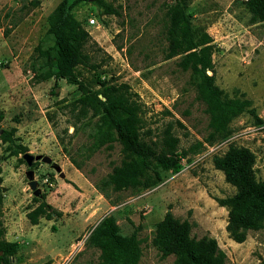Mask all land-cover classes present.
Masks as SVG:
<instances>
[{
  "label": "rangeland",
  "instance_id": "374dc122",
  "mask_svg": "<svg viewBox=\"0 0 264 264\" xmlns=\"http://www.w3.org/2000/svg\"><path fill=\"white\" fill-rule=\"evenodd\" d=\"M61 1L0 0L4 26L0 45L16 46L13 54L21 61L15 65L10 57L0 56L1 126H16L17 131L25 127L23 136L31 137L28 153L47 156L59 166L56 170L41 161L33 164L39 192L35 195L22 155H8L7 145L0 142V220L9 238L20 245L12 262L96 263L99 250L89 246L87 239L103 217L113 215L122 236L137 234L139 264H174L173 256L162 258L152 243L156 223L170 211L180 221L191 223L193 238H214L227 256L225 264H264V230L250 232L242 243L229 238L227 209L214 198L232 196L235 189L212 163L213 156L223 155L229 145L248 148L255 156L256 179L264 181V22L249 23L245 0H191L188 12L193 27L207 32L212 40L213 70L207 74H213L215 85L228 98L240 99L255 111V116L245 113L233 120L228 138L210 144L205 142L210 132L205 105L197 97L190 72L179 68V57L166 59L164 55L163 15L168 0H87L72 10L90 34L86 51L101 66L95 70L78 67L80 80L94 92L102 90L98 77L108 84H127L142 107V137L158 141L169 132L179 141L178 154L188 151L179 173H164L155 187L114 193L108 201L96 189L90 196L77 193L71 184L75 190L66 189L64 183L71 182L66 178L70 159L81 166L80 173L92 186L105 178L121 163L120 145L92 150L96 118L78 116L73 109L72 103L81 95L76 86L53 78L41 83L32 80L30 56L43 42L47 18ZM100 3L119 15L105 14ZM90 18L95 25H89ZM51 44L46 41L42 46ZM15 117L19 123L13 121ZM31 122H35L32 129L26 127ZM15 136L20 144L17 132ZM198 142L204 149L195 154ZM59 182L64 188L58 189ZM34 198L62 216L31 225L26 214L38 204Z\"/></svg>",
  "mask_w": 264,
  "mask_h": 264
},
{
  "label": "trees",
  "instance_id": "16d2710c",
  "mask_svg": "<svg viewBox=\"0 0 264 264\" xmlns=\"http://www.w3.org/2000/svg\"><path fill=\"white\" fill-rule=\"evenodd\" d=\"M87 0H62L47 18L48 29L43 42L38 44L30 56L32 80L41 83L50 79H63L67 84L77 87L80 97L72 103L78 116L96 118L95 131L91 135V148L111 150L113 144L121 147L122 160L118 166L103 179L94 183V188L106 199L111 194L131 191L139 193L149 190L163 180L167 172L179 173L181 160L188 156L183 150L178 154L179 141L166 132L161 140L147 141L141 135L142 107L137 95L131 92L127 84H108L98 77L100 92L92 91L77 73L78 67L98 69L86 51L91 41L90 34L73 15L72 10ZM163 15L166 59L179 57L178 66L190 72L197 97L205 105L210 130L206 143L222 141L230 135L229 124L239 116L255 111L248 108L240 99L228 98L214 83V77L207 71L213 70L212 40L209 34L193 27L188 12L191 0H168ZM105 14L119 15L117 10L100 3ZM245 9L249 14V23L264 22V0H245ZM51 41V45L42 44ZM4 120L0 112V142L7 145L8 155L18 156L28 152L26 146L16 144L15 127L4 129ZM19 123L18 118L13 119ZM194 153L199 154L204 145L198 142ZM21 160V159H20ZM23 161V160H21ZM78 170L82 168L70 159ZM213 166L224 175L225 182L235 189L232 196L214 198L220 207L227 209L226 231L236 243H242L250 232L264 230V181L255 176V156L248 148L229 145L221 155H214ZM76 190L78 188L69 182ZM2 177L0 169V217L2 207ZM37 203V198L33 199ZM112 206H114L112 204ZM61 212L46 202H38L36 207L26 214L31 225H37L40 219L51 221L60 218ZM191 223L180 221L168 211L164 218L156 223L153 246L162 258L174 257V264H225L227 256L217 241L208 236L195 239L191 236ZM6 230L0 220V264H14L20 245L5 238ZM87 244L99 250V259L90 264H139L141 257L140 240L134 232L122 236L113 215H107L93 228Z\"/></svg>",
  "mask_w": 264,
  "mask_h": 264
},
{
  "label": "crops",
  "instance_id": "0c3cea01",
  "mask_svg": "<svg viewBox=\"0 0 264 264\" xmlns=\"http://www.w3.org/2000/svg\"><path fill=\"white\" fill-rule=\"evenodd\" d=\"M1 11H2V6L0 5V12ZM3 29H4V26L2 24H0V38L2 36ZM15 47L16 46H14L13 48L6 47L4 45V43H1V45H0V56L10 57V59L12 61L11 63L17 65L21 61L18 60V55L13 54V51L18 50ZM60 80L65 81L63 79H60ZM34 125H35V122H31L26 127H29L30 129H32L34 127ZM15 128H16V126H15ZM17 128H18V126H17ZM23 129L25 130V127H23V128L21 127L20 130L17 131V137L20 138V140H19L20 144L27 146L28 139H30L31 137L28 138V136H26V135L23 136V134H22L24 132ZM69 165H71V167H68L69 170H68V173L66 175L67 176L66 178L68 179V181H71L72 183H74L80 189V191L75 190L70 184H67V183H64L65 188L66 189H72L73 188L77 193H80V194L87 193L90 196H94L96 190L92 186V184H90V182L86 179V177H84V175H82L80 173V171H78L71 163ZM57 185L59 187L58 189L64 188L63 184H61L60 182ZM5 238L9 242H15V240H12L11 238H9L8 233H6Z\"/></svg>",
  "mask_w": 264,
  "mask_h": 264
},
{
  "label": "water",
  "instance_id": "95a60500",
  "mask_svg": "<svg viewBox=\"0 0 264 264\" xmlns=\"http://www.w3.org/2000/svg\"><path fill=\"white\" fill-rule=\"evenodd\" d=\"M21 159L26 163L27 165V172H26V176L29 180V186L32 190H34V194L37 195L39 192L38 190H36V182L34 180V172L32 170V166L35 162L41 161L44 162L48 165H52L56 170H59V166L56 163H52L51 159L47 156H43V155H32L30 153H25L21 156ZM60 177H64L63 173L59 174Z\"/></svg>",
  "mask_w": 264,
  "mask_h": 264
},
{
  "label": "built area",
  "instance_id": "2783aa9c",
  "mask_svg": "<svg viewBox=\"0 0 264 264\" xmlns=\"http://www.w3.org/2000/svg\"><path fill=\"white\" fill-rule=\"evenodd\" d=\"M88 22H89V25H90V26L96 24V21H95V19H93V18H90V19L88 20Z\"/></svg>",
  "mask_w": 264,
  "mask_h": 264
}]
</instances>
